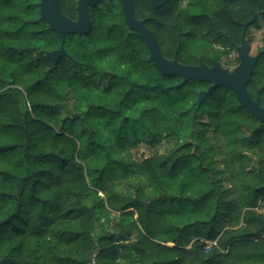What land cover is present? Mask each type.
<instances>
[{
	"label": "trees",
	"instance_id": "trees-1",
	"mask_svg": "<svg viewBox=\"0 0 264 264\" xmlns=\"http://www.w3.org/2000/svg\"><path fill=\"white\" fill-rule=\"evenodd\" d=\"M179 1H146V26L185 65L224 62L242 25L264 18V0ZM39 2L0 0V264H264V141L243 134L264 125L224 88L193 122L209 84L174 88L181 78L161 76L125 26L83 40L79 66L53 65L45 54L60 39ZM132 81L172 89L126 93ZM247 91L264 107V54ZM70 100L61 118L54 107ZM163 140L166 154L133 160V148Z\"/></svg>",
	"mask_w": 264,
	"mask_h": 264
},
{
	"label": "water",
	"instance_id": "water-1",
	"mask_svg": "<svg viewBox=\"0 0 264 264\" xmlns=\"http://www.w3.org/2000/svg\"><path fill=\"white\" fill-rule=\"evenodd\" d=\"M100 0H79L80 19L78 22H70L65 18L59 9L58 0H40L39 13L40 20L46 21L49 30L55 32L61 40V45L58 49L47 52L45 56L56 66L60 55L64 54L63 43L66 34L85 33L89 29L87 17V5L95 4ZM153 6L159 8L168 3L169 0H149ZM125 21L129 29L135 32L141 40L144 41L148 51L149 58L153 62L154 67L163 77L177 76L181 78L179 84L174 88H179L189 81H200L209 84V87L200 91L196 99V107L193 112V120L197 116V111L205 98L217 88L231 90L234 93L236 101L241 104L250 115L254 116L261 124L264 125V107H261L259 98L254 99L247 91V85L252 77L255 65L259 57L264 54V50L259 51L256 55L250 56V48L246 43V29L256 20L257 14H254L247 22L242 25L240 34V44L235 45V50L238 54L239 64L233 71L229 72L221 67L219 63H214L212 67H207L204 64L198 66L182 65L179 63L177 55L174 54L171 60H166L160 50L157 40L153 34L143 25L142 21L136 20L133 11L132 0H121ZM133 86L141 89H158L160 91H169L172 87H164L159 81L154 85L137 84L129 82V88L126 93H129Z\"/></svg>",
	"mask_w": 264,
	"mask_h": 264
},
{
	"label": "flooded vegetation",
	"instance_id": "flooded-vegetation-1",
	"mask_svg": "<svg viewBox=\"0 0 264 264\" xmlns=\"http://www.w3.org/2000/svg\"><path fill=\"white\" fill-rule=\"evenodd\" d=\"M146 1H148L150 3V6L154 10H160L161 8L165 7L167 4L164 5V6H161L159 8H156L155 6H153V4L149 0H137L138 10H137V16H136L135 10H134V0H132V2H133V11H134V16H135L136 20L142 21L143 25L153 34L152 30L146 26V19H147V14H148ZM78 7H79V0H74V4L73 5H69L64 0V2H63V12H61V14L65 18H67L70 22H78L79 19H80V10H79ZM172 15H173L174 18H176L177 17V12L175 10H173L172 11ZM87 17H88V22H89L88 31H86L85 33H82L81 35H79V34H66L65 35V40H64V43H63L64 54L60 55L58 60L62 59L63 62H65V61L71 62L72 66H79L80 62L78 60H75L72 55L79 56L78 52H80L81 49H82L81 45H82L83 40H87L88 38H90L92 36L96 37L97 31H101V34L104 37V34H105L104 31H106L109 34H112L113 30H117L118 31V30H120V28H122L124 26L126 28V35H130L133 39H135V40H137V42H139L138 43L139 53L141 52L140 54L142 55V57H144V51H145V49H147V47H146L144 41L141 40L139 38V36L135 32L131 31L129 29V27L127 26V23L125 21L123 5H122L121 0H100V1H98L97 3H95L93 5L88 4L87 5ZM101 34H100V36H101ZM109 34H108V37H106V38H103L101 36L102 37L101 38V42L102 43L106 39H108L109 42H110L111 36H109ZM153 36H154V34H153ZM157 43H158V41H157ZM139 44H141L142 48H141V46ZM60 45H61V40H60L59 47H60ZM214 48L215 49L218 48L219 55L221 54L220 55L221 56V60H223L224 59L223 48H221L220 46H214ZM160 50H161V48H160ZM147 51H148V49H147ZM161 53H162V50H161ZM174 54L177 55V51H175L173 53V56H174ZM148 55H149V51H148ZM162 55H163V53H162ZM173 56H172V58H173ZM163 57L165 58L164 55H163ZM165 59L166 60H171V59H168V58H165ZM201 63L206 65L207 67H212L214 63H219L221 65L223 62L220 61V60L218 62L213 60L212 64L208 65L206 63H203L201 60H199L198 64L195 65V66H198ZM182 65H185V64H182ZM139 69H142V71H144V69L142 67H140V65H139ZM77 74H80V75L81 74L82 75H91L92 73L91 72H86V71L82 72V70L79 69ZM109 74L112 75L111 72H109Z\"/></svg>",
	"mask_w": 264,
	"mask_h": 264
},
{
	"label": "rangeland",
	"instance_id": "rangeland-1",
	"mask_svg": "<svg viewBox=\"0 0 264 264\" xmlns=\"http://www.w3.org/2000/svg\"><path fill=\"white\" fill-rule=\"evenodd\" d=\"M173 2H175V0H172ZM185 2L183 0L177 2V4H184ZM255 22L258 23L255 24ZM255 22L250 26V28H248V30L246 31V36H245V40L246 43L248 44L249 48H250V56H254L256 55L259 50L262 48V43H261V36H262V32L264 31V18L261 17V14L258 13ZM264 50V49H263ZM228 56L226 57L225 61L221 64V67L229 72L233 71L234 68H236L239 64V60H238V54L235 50V46L233 47V49H229L228 50ZM71 104H72V100H70V102L66 105L63 106H55V110H57L56 112H58V114L60 115L61 118L65 117V116H70L72 114V108H71ZM196 119V118H195ZM195 119L193 120V122L195 121ZM204 120L206 118H203ZM253 132L248 131L246 129H243V134L247 137H251L253 139H259L261 141H264V129L263 128H259L256 131H254V134L252 135ZM172 147V143H170L169 140H163V142L161 143V145L158 148H155L153 151H150L149 148H147L145 145L141 144L135 148H133L131 150V155L133 157V160H141L142 158H148L151 157L153 153H156L157 155H163L166 154ZM244 155L249 156V164L250 166L254 165L257 161L256 158L251 157V152L249 150H245ZM115 220L116 217H113ZM94 264V263H91Z\"/></svg>",
	"mask_w": 264,
	"mask_h": 264
},
{
	"label": "built area",
	"instance_id": "built-area-1",
	"mask_svg": "<svg viewBox=\"0 0 264 264\" xmlns=\"http://www.w3.org/2000/svg\"><path fill=\"white\" fill-rule=\"evenodd\" d=\"M260 238L264 240V233L260 235ZM213 248L219 249V246L216 240L207 242L204 247L205 251H209L210 249H213Z\"/></svg>",
	"mask_w": 264,
	"mask_h": 264
}]
</instances>
